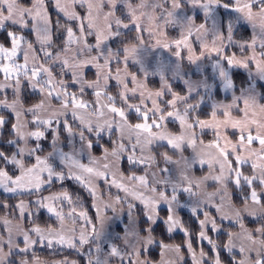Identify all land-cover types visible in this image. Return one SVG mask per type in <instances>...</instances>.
Segmentation results:
<instances>
[{
	"label": "snow or ice",
	"instance_id": "obj_1",
	"mask_svg": "<svg viewBox=\"0 0 264 264\" xmlns=\"http://www.w3.org/2000/svg\"><path fill=\"white\" fill-rule=\"evenodd\" d=\"M168 29L178 36L169 37ZM240 29L250 33L247 39L235 38ZM0 32L9 42L0 43V112L13 117L10 122L0 114V144L12 149L0 148V190L31 196L54 180H74L95 209L94 217L82 204L78 211L80 198L73 201L67 190L38 195L31 201L36 212L46 209L58 225L33 223L26 229L0 218L6 230V238L0 234V264H49L33 254L38 244L73 250L83 264H183L181 245L153 236L161 206L168 211L162 221L167 232L185 234L192 264H264V0H0ZM128 32H134L131 39ZM130 64L140 75L129 70ZM86 69H95L94 79L86 78ZM239 69L245 75L238 83ZM150 75L159 77V88L148 87ZM111 81L116 95L107 91ZM173 81L182 83L183 92L174 90ZM25 85L39 97L29 106ZM86 89L93 90V101L84 99ZM220 91L230 93L231 100L215 99ZM209 102L208 118L202 119L200 111ZM133 113L135 123L129 119ZM169 123H177L179 131H171ZM206 130L213 133L207 142L202 139ZM48 133L51 150L41 155ZM105 135L117 136L110 148L100 144ZM97 145L101 155L93 154ZM125 159L142 174L125 175L119 167ZM197 167L207 171L194 175ZM100 181L124 195L109 193L105 200ZM229 184L241 192L240 206ZM64 201L70 205L67 213ZM137 202L146 221L142 229L134 215ZM15 208L21 220L26 212L35 214L23 199ZM180 208L197 217L198 239L211 246V257L193 248L177 215ZM246 218L257 226L248 227ZM209 226L226 236L223 245L207 235ZM156 244L160 259L154 262L143 254ZM222 251L229 254L227 262ZM50 264L80 261L65 257Z\"/></svg>",
	"mask_w": 264,
	"mask_h": 264
},
{
	"label": "trees",
	"instance_id": "obj_2",
	"mask_svg": "<svg viewBox=\"0 0 264 264\" xmlns=\"http://www.w3.org/2000/svg\"><path fill=\"white\" fill-rule=\"evenodd\" d=\"M24 2L28 3L29 0H24ZM77 10L80 11L81 14L83 15L82 9L78 8ZM49 11L52 14L53 18L55 19L57 14H56L55 10L53 9L51 2H49ZM61 22L62 23L64 22L63 18H61ZM23 34L29 40H33L32 33L29 32L28 30H24ZM168 35L171 38H175L178 36V31L173 30V29H168ZM249 35H250L249 32L245 31L244 29H240V31L237 33L235 38L238 40L247 39L249 37ZM133 36H134V32H128L127 33L128 39H131ZM145 38L147 39V34H145ZM90 42H94V41L90 38ZM0 43H4V44L8 45L9 42L7 40V37H6V33L0 32ZM57 43H59V41H57ZM115 46L116 45H113V47H115ZM229 51L230 52L235 51L237 54H240L239 50L237 48L229 49ZM184 64H185V67H188V63H187L186 59L184 61ZM115 66L116 65L114 64L113 67H115ZM129 70L132 72H137V74L140 75L136 66H134V65L130 64ZM85 71H86V78L94 79V73H95L94 69H86ZM236 75H237V82L239 83L240 79H242L245 75L244 70L243 69L237 70ZM67 79L70 80L71 79L70 76L67 77ZM147 83H148V87L151 89H157L159 86V81L155 76H149ZM173 88L176 91L183 92V85L179 81H173ZM70 90L76 91L77 88L73 87ZM107 91L112 95L117 94L118 87H117L115 81L110 82V85H109V88L107 89ZM24 96H25V106H29L30 104L36 102L39 99L38 96L29 92L27 85H25V87H24ZM230 97H231V94H229V93L223 94L220 91V93L215 96V99L227 100ZM8 98L12 99L11 90L8 91ZM167 98L170 99V97H167ZM84 99L88 100V101H93L95 99V97L93 95V90L86 89ZM130 102L131 103H137L138 99H130ZM54 103H56V102H54ZM117 105L120 106L119 98H117ZM209 112H210V102L202 107V109L200 111V117L201 118L208 117ZM0 114L5 115L10 122L13 120V117L11 115H9L6 111L0 112ZM29 119H30V117H29ZM129 119L132 123L137 122L136 116L134 113L132 115H130ZM31 127L32 126L30 125V128ZM168 127L173 132H177L179 130V126L177 123H169ZM9 129H10V124L6 125L5 129L3 131V139H5V140L9 138ZM197 131L199 132V129H197ZM229 135H231L232 137L236 136L232 132H230ZM116 138H117V136L113 135L111 137V140H115ZM212 138H213V133H212V131H209V130H206L202 135V139L204 141H209ZM61 139L63 141H66V135L63 133V131H62ZM111 140L107 135H105L103 137V139L100 141V144L104 145L105 147L110 148L112 146ZM50 141H51V133H48V139L41 141V143L43 144V147H44V152L51 148L50 147ZM32 143H34V142H30V144H32ZM0 148H4L5 151H11L12 150L8 146L3 145V144H0ZM163 150L164 149H158L157 151H163ZM101 152L102 151H101V148L99 145L94 147L93 154L98 155ZM169 154L173 155V153H169ZM120 170L125 175H128L133 171L142 172V169H140V168H131L128 165L126 159L121 161ZM194 172L200 173L198 168L194 169ZM244 172L246 174H251V170L247 167L244 168ZM256 187L258 189L259 185H256ZM229 189L232 192L233 202L237 205L241 204L242 203L241 192L231 184H229ZM64 190H67L69 192V194L73 198V201H76L77 197L80 198V201L77 204V209H80L79 204H82L83 208L88 211L90 216H93V217L95 216V211L92 207V198L89 196L88 192L74 180H65V181L54 180L53 183L50 186H46L42 190L41 193L33 194L31 196H29L27 194L22 195V196L21 195H15V194H6L3 191H0V201L5 202V203H7V205H9V207H7V208H3L2 206H0V214H6L13 219H20L18 212H17V209L15 208V205L19 200L23 199V200L29 202L30 210L33 213H35L32 216H29V215L25 216L23 218V220L20 219L26 228L31 226L33 223L38 224L42 227H45L49 224H51L53 226H57L58 222L56 221L55 217L51 216L45 209H40L39 212L37 213L36 212V205L31 203V201L33 198L37 197L38 195H43L45 193H49V192H53V191H64ZM106 191H107V193H110L114 197L116 195H119L118 193H116L112 190H106ZM247 191H248V189L244 188L243 194L246 195ZM180 200H183V195L180 196ZM69 210H70L69 203L67 201H64L63 202V211L65 213H67V211H69ZM142 211H143V209L140 206L136 207L135 215L139 219V226L141 229L146 226V221L142 215ZM208 211L213 216H216L214 211H212V210H208ZM166 213H167V209L165 207H161L159 210V215L164 217L166 215ZM178 216H179L183 226L186 229H188V231L191 235V242H192L193 247L197 248L199 250L201 248H203V250L209 254V257H211V255H212L211 246L208 244V242H203V241H200L198 239L197 233L200 231V228H199V224L197 221V217L193 216V214L187 208L178 209ZM201 216H202V212L199 214V218H201ZM125 221H126V218L123 217L121 224L125 223ZM217 223H220V221L217 220ZM245 223L250 228H254L257 226L256 223H253L251 221V218H248V219L246 218ZM225 226H227V222H225ZM232 230L235 231L237 229L233 228ZM116 231L120 232L121 230L116 229ZM206 231H207L208 236L210 238H212L213 240L217 241L219 244L223 245V243L226 241V236L223 233L213 232L211 230V228H209V227ZM153 236L156 238L157 241L171 242V243L181 245L182 252L184 253L183 264H192V260L188 256V253H187L186 248L184 246L186 237H185V234L183 233V231H175L174 233H168L167 229L165 227V224L162 222V220H160L153 226ZM159 251H160L159 246H158V244H156V245H153L150 248V250L147 253H144L143 255H146L152 261H156L159 258ZM33 254L38 256L40 259H43V260L60 259V258L68 257L69 259L79 260L80 264H83V260L81 259L80 256H78L76 254L75 251L69 250V249H62V248H59V246H56L53 249H49L47 247H44V246H41L38 244L34 247V253ZM221 257L223 260H225L227 262L229 259V254L227 252L222 251ZM208 264H210V261L208 262Z\"/></svg>",
	"mask_w": 264,
	"mask_h": 264
},
{
	"label": "rangeland",
	"instance_id": "obj_3",
	"mask_svg": "<svg viewBox=\"0 0 264 264\" xmlns=\"http://www.w3.org/2000/svg\"><path fill=\"white\" fill-rule=\"evenodd\" d=\"M78 11V10H77ZM121 67L123 66V65H120ZM137 67V69H138V66H136ZM152 69L151 68H149V71H151ZM94 71H95V69H94ZM208 71L210 72L211 71V69L209 68L208 69ZM158 77V76H157ZM158 79H159V77H158ZM159 81V80H158ZM130 87L132 86L131 84L129 85ZM159 86H160V81H159ZM159 86H158V88H159ZM151 89V88H150ZM152 90H155V89H152ZM221 93H223V94H228V93H225V92H223V91H221ZM230 94V93H229ZM11 100V99H10ZM231 100V97L229 98V99H227V100H220V101H224V102H229ZM150 106V105H149ZM208 118V117H207ZM202 119H206V118H202ZM179 131V130H178ZM177 131V132H178ZM209 131H211V130H209ZM231 131H229V133H230ZM229 133H228V135H229ZM230 137H231V139H233V140H235L236 139V136L235 137H232L231 135H229ZM63 141V140H62ZM65 144H66V142H67V140L66 141H63ZM205 142H207V141H205ZM51 150V148L49 149V150H47V151H50ZM67 150V149H66ZM47 151H45L44 153H46ZM191 150L189 149L188 150V152H190ZM44 153H41V155H43ZM102 154V152L100 153V154H98V155H101ZM186 154H188V153H186ZM95 155V154H94ZM84 162H87L86 161V158H85V161ZM162 166V165H161ZM120 167V166H119ZM198 168V167H197ZM198 170L200 171V173H195L194 172V175H197V176H200V175H203L206 171H207V169L205 168V169H203V170H201V169H199L198 168ZM194 171V170H193ZM137 173V175H139V174H142V172H136ZM246 174V173H245ZM214 187L215 186H211V187H209L208 188V191H213L214 190ZM99 189H100V191L104 194V199L106 200L107 198H108V195H109V193H107V191L106 190H112V191H114V192H116V193H118L120 196H123L124 194H123V192H121V191H118L115 187H112V188H108L104 183H103V181H100L99 182ZM258 191H259V188L257 189ZM0 191H2V190H0ZM59 192H62V191H53V192H49V193H45V194H43V196H47V195H50V194H52V193H59ZM169 192H170V189H169ZM247 193H248V191H247ZM6 194H10V193H6ZM112 196V195H111ZM112 197H114V196H112ZM37 199V197H35V198H33L32 199V201H34V200H36ZM186 199H187V197H186V195H183V200H181V202H185L186 201ZM5 202H2V201H0V205H3ZM18 203V202H17ZM16 203V204H17ZM242 204V203H241ZM241 204H236L237 206H240ZM137 206H140L142 209H143V206L142 205H140L138 202H137ZM161 207H163V206H161ZM3 208H5V207H3ZM94 209V208H93ZM187 209H189V208H187ZM46 210V209H45ZM78 211L80 210V209H77ZM208 210H212V211H214V213H215V215L217 216V213L215 212V210L214 209H212V208H209ZM19 210L17 209V212H18ZM47 211V210H46ZM94 211H95V209H94ZM68 212V211H67ZM50 214V213H49ZM108 215H112V213L111 212H108L107 213ZM51 215V214H50ZM134 215H135V213H134ZM167 215H168V211H167V213H166V215L164 216V217H162V216H160V220H162L163 221V219H165L166 217H167ZM177 215H178V211H177ZM4 216H7L10 220H12V222L13 223H17V222H19V223H22V221L20 220V219H13V218H11V217H9L8 215H6V214H0V218H2V217H4ZM25 216H28V214H27V212H26V214H25ZM52 216V215H51ZM54 217V216H53ZM125 218H126V221H125V223L127 222V217L125 216ZM123 219V218H122ZM200 219H203V215L201 216V218ZM248 219V218H247ZM122 221V220H121ZM121 221H120V223H121ZM22 225H23V223H22ZM24 226V225H23ZM32 226V225H31ZM31 226H29L28 228H30ZM42 227V226H41ZM166 227V226H165ZM24 228H26L25 226H24ZM209 228H210V226H209ZM27 229V228H26ZM175 231H181V230H179V229H177V230H174L172 233H174ZM0 234H4L5 235V238H6V230H5V228L3 227V224H2V222H0ZM208 235V234H207ZM17 240H18V242H20L21 243V246H23L22 245V237H18L17 238ZM200 241H202V240H200ZM114 242H116L117 244H119V245H121L122 246V242L120 241V240H115ZM203 242H207L206 240H203ZM121 243V244H120ZM164 243H167V244H172V245H177V244H175V243H171V242H164ZM153 246V245H152ZM151 246V247H152ZM184 246H185V243H184ZM185 248H186V246H185ZM194 248V247H193ZM196 251H197V253H199V249H197V248H194ZM186 251H187V253H188V250H187V248H186ZM182 254H183V256H184V253L182 252ZM188 256L190 257V255H189V253H188ZM191 258V257H190ZM62 259H64V258H60V259H50V260H44V261H47V262H49V264H50V262H52V261H57V260H62ZM159 259H160V256H159V258L156 260V261H159ZM41 260H43V259H41ZM70 260H73V259H70ZM155 262V261H154ZM114 264H119V262L118 261H114Z\"/></svg>",
	"mask_w": 264,
	"mask_h": 264
},
{
	"label": "crops",
	"instance_id": "obj_4",
	"mask_svg": "<svg viewBox=\"0 0 264 264\" xmlns=\"http://www.w3.org/2000/svg\"><path fill=\"white\" fill-rule=\"evenodd\" d=\"M32 38H33V41L35 40V37H34V35L32 34ZM237 55H239V54H237ZM137 68V67H136ZM138 70V69H137ZM150 76H152V75H150ZM157 79H158V77L157 76H155ZM159 80V79H158ZM217 100H221V99H217ZM207 118V117H206ZM121 235H122V232H121ZM121 244V243H120Z\"/></svg>",
	"mask_w": 264,
	"mask_h": 264
}]
</instances>
